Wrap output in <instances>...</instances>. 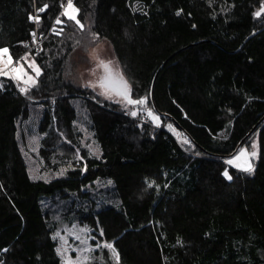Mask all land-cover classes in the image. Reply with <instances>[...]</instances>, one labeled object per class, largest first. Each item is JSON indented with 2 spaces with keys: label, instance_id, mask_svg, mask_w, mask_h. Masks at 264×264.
Here are the masks:
<instances>
[{
  "label": "trees",
  "instance_id": "1",
  "mask_svg": "<svg viewBox=\"0 0 264 264\" xmlns=\"http://www.w3.org/2000/svg\"><path fill=\"white\" fill-rule=\"evenodd\" d=\"M66 1L0 0V50L40 69L26 91L0 75V264H62L60 220L112 246L89 264H264V122L239 148L255 151L254 169L227 163L264 117V0H73L78 20ZM103 42L133 95L187 142L67 77ZM75 103L99 156L81 146ZM40 104L44 164L66 166L50 180L31 176L23 147Z\"/></svg>",
  "mask_w": 264,
  "mask_h": 264
},
{
  "label": "rangeland",
  "instance_id": "2",
  "mask_svg": "<svg viewBox=\"0 0 264 264\" xmlns=\"http://www.w3.org/2000/svg\"><path fill=\"white\" fill-rule=\"evenodd\" d=\"M71 3V8L68 7ZM65 4L64 14L73 20H78V8L73 1ZM67 13V14H66ZM10 58V59H9ZM101 61L109 64L111 74L105 72L101 67ZM40 74L38 64L33 58L14 60L8 53L0 52V75L11 77L21 88L27 89L35 86L37 77ZM66 74L75 84L91 91L101 101L115 103L127 114L138 121H148L157 127L165 126L172 131L181 141L185 139L179 130L170 123H164L150 106L148 97L134 96L132 84L121 68L120 63L112 53L110 47L105 43H100L87 52L75 54L67 64ZM122 78V79H121ZM125 82L127 89L125 88ZM103 84V86H101ZM133 101L144 100L143 104L129 103ZM77 116L73 124L79 132L82 147L91 155L99 156V148L94 140L90 128V118L87 109L80 104L75 103ZM42 105H36L32 111L29 120L25 123L23 147L30 174L35 179L50 180L58 177L65 172L66 166L61 165L58 169L47 167L44 164L43 157L40 154L41 142L44 134L39 131V121L43 115ZM135 113V114H133ZM151 113V115H149ZM154 117L158 119H154ZM58 124V122H57ZM165 124V125H163ZM59 132V128H58ZM64 141L68 138L62 134ZM61 156H67V150L60 145ZM81 158L80 148L75 151ZM255 151L247 148H241L234 156L227 159L229 166L242 171L250 172L254 169L252 155ZM232 161V163H229ZM248 169V170H246ZM149 184H155L153 180H148ZM93 231L87 225L79 222H66L60 220L57 230L53 233V238L57 241V249L62 264H89L92 261L95 252L101 250L106 243H95ZM114 254V253H113ZM115 256V254H114Z\"/></svg>",
  "mask_w": 264,
  "mask_h": 264
},
{
  "label": "snow or ice",
  "instance_id": "3",
  "mask_svg": "<svg viewBox=\"0 0 264 264\" xmlns=\"http://www.w3.org/2000/svg\"><path fill=\"white\" fill-rule=\"evenodd\" d=\"M68 7H69V8L72 7V6H71V3H69ZM66 14H67V13H66ZM178 14H179V13H178ZM257 15H260V13H257ZM69 19H74V17L71 16V15H69ZM57 22L60 23V21H57ZM7 51H8L7 49H2V50H0V52H3V53H7ZM9 59H10V58H9ZM101 67L105 70L106 73H108L109 75L111 74V69H110V67H109V64L104 63V62L101 61ZM121 79H122V78H121ZM101 86H103V84H102ZM125 88L127 89L126 82H125ZM128 102H129V103H132V104H143V103H145L144 100L133 101V100H131V99H129ZM133 114H135V113H133ZM149 115H151V113H149ZM154 119H158V118L154 117ZM185 142H187V141H185ZM253 155H255V153H253ZM229 163H232V161H229ZM246 170H248V169H246ZM225 175L227 176V173H225ZM105 246H106V247H109V248L112 247L111 245H105ZM113 251H114V249H113Z\"/></svg>",
  "mask_w": 264,
  "mask_h": 264
},
{
  "label": "water",
  "instance_id": "4",
  "mask_svg": "<svg viewBox=\"0 0 264 264\" xmlns=\"http://www.w3.org/2000/svg\"><path fill=\"white\" fill-rule=\"evenodd\" d=\"M255 34H252V36H254ZM185 48H187V47H185ZM185 48H182V49H180V51H182V50H184ZM179 51V52H180ZM172 57H170L169 59H171ZM169 59H167L165 62H164V64L161 66V68L158 70V72H157V74H156V76H155V78H154V83H155V80H156V78H157V76H158V74H159V72L162 70V68L165 66V64L167 63V61L169 60ZM154 83H153V85H154ZM151 97H152V101H153V103H154V99H153V86H152V91H151ZM155 107V106H154ZM156 109V108H155ZM264 122V117L261 119V121L251 130V132L247 135V137L240 143V145H239V147H238V149H237V151L239 150V148L241 147V145L244 143V141L248 138V137H250L251 135H253L256 131H257V129L259 128V126L262 124ZM237 151H236V153H237ZM236 153H234L232 156H234ZM231 156V157H232Z\"/></svg>",
  "mask_w": 264,
  "mask_h": 264
},
{
  "label": "built area",
  "instance_id": "5",
  "mask_svg": "<svg viewBox=\"0 0 264 264\" xmlns=\"http://www.w3.org/2000/svg\"><path fill=\"white\" fill-rule=\"evenodd\" d=\"M71 1H73V0H67V1H66V4H68V3L71 2ZM34 19H35V22H36V23L39 22V17H38V15H35V16H34ZM43 40H44L43 37H37V38H36V44H35V47H40V45L42 44ZM141 123H142V124H147L148 121H141Z\"/></svg>",
  "mask_w": 264,
  "mask_h": 264
}]
</instances>
